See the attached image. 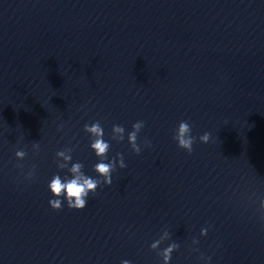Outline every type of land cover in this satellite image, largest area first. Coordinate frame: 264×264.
Instances as JSON below:
<instances>
[{
  "label": "clouds",
  "instance_id": "clouds-1",
  "mask_svg": "<svg viewBox=\"0 0 264 264\" xmlns=\"http://www.w3.org/2000/svg\"><path fill=\"white\" fill-rule=\"evenodd\" d=\"M144 127V121H137L132 125V131L128 132L127 140L130 145L131 151L139 155L141 153V146L138 144V136ZM63 125H58L57 130H62ZM84 131L90 136V149L98 157L99 162L93 166V170L97 173V178L90 177L83 171L84 165L81 162L72 161L73 148L67 147L59 150L55 153L56 166L59 170H67L69 175L61 177L59 173L54 174L48 184V188L52 195V199L49 200V206L56 211L63 208L66 202L67 207L73 210H83L87 205L89 194H95L98 187L102 184L110 186L112 184V173L119 167L124 169L127 167L123 153H117L115 157L108 160V153L110 151V143L104 139V129L99 121L92 122L91 124L84 125ZM179 148L187 151L189 154L193 151V145L197 140V137L191 134V126L187 121H181L176 129L173 137ZM211 138V134L205 132L199 136V140L202 143H208ZM111 139L117 142H122L125 139V128L122 125H113ZM146 146L151 147V141H144ZM32 150L34 152L40 151L39 142L32 143ZM27 156V152L23 149L15 152L17 160H23ZM107 161V162H105ZM70 164V167H69ZM17 167L23 169V165L18 164ZM36 166L32 165L30 170L25 174L26 180H33L35 178ZM261 209H264V199L260 201ZM207 229H201L200 235L206 236ZM170 233L165 229L160 234L159 238L150 244V249L155 251L160 245L170 240ZM199 241L195 238L192 240L193 245H197ZM180 245L176 242H171L167 247L157 252V255L161 257L162 264H170L172 253L178 250ZM193 251H199L198 248H193ZM205 264L209 261L210 257H203ZM121 264H131L129 260H122Z\"/></svg>",
  "mask_w": 264,
  "mask_h": 264
}]
</instances>
